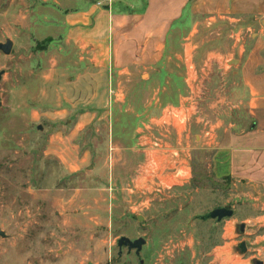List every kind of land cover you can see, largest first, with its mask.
I'll return each instance as SVG.
<instances>
[{
    "label": "rangeland",
    "instance_id": "obj_1",
    "mask_svg": "<svg viewBox=\"0 0 264 264\" xmlns=\"http://www.w3.org/2000/svg\"><path fill=\"white\" fill-rule=\"evenodd\" d=\"M76 1L0 0V43L14 42L11 55L0 52V231L6 234L0 236V264H264V186L219 178L211 164L215 154L200 150L195 139L200 115L226 124L245 115L230 87L239 81L228 71L232 64L213 66L208 55L230 48L224 24L215 28L221 39L203 26L187 59L178 40L179 56L168 53L162 62L136 69L128 103L115 108L126 115L118 119L117 131L111 136L109 130L101 135L93 130L83 141L117 150L107 176L99 177V159L92 163L94 173L72 174L47 156L54 123L43 114L67 110L69 119L87 106L72 111L63 103L64 21L85 4ZM49 75L57 78L48 82ZM186 79L201 83L200 89L190 88L200 95L190 109L198 113L190 125V142L197 148L191 177L184 184L155 183L151 196H144L131 183L143 161L129 150L135 146L132 130L168 107L171 111L181 91L177 83ZM190 89L183 88L185 97ZM174 122L185 129V121ZM223 207L234 209V216L220 223L197 219ZM123 236L147 241L140 256L126 247L120 254L117 240Z\"/></svg>",
    "mask_w": 264,
    "mask_h": 264
},
{
    "label": "crops",
    "instance_id": "obj_2",
    "mask_svg": "<svg viewBox=\"0 0 264 264\" xmlns=\"http://www.w3.org/2000/svg\"><path fill=\"white\" fill-rule=\"evenodd\" d=\"M84 2L81 8L77 5L75 10H70L64 21L67 30L63 36V56L68 63L63 62L67 89L63 103L70 105L72 111L76 105L87 106L69 119L67 110L43 114L54 123L47 156L59 159L72 174L84 170L94 173L96 168L92 163L99 159V177L107 176V168L115 167L118 161L114 153L117 150L109 145L92 147L83 141L93 130L99 135L109 130L111 136L117 131L121 124L118 119H125L126 115L117 113L115 108L128 103L130 81H134L136 69L144 64L160 63L168 53L179 56L178 40H182L179 44L187 59L188 47L195 46L194 40L203 26L221 39V32L215 28L224 24L230 48L213 50L208 55L214 59L213 66L237 61L228 71L239 77V81L230 87L245 115L239 122L229 124L213 123L200 115L194 126L201 131L195 139L201 144L200 150L215 154L211 164L219 178L264 186V0ZM56 78L47 76L48 82ZM200 84L190 79L179 81L177 87L181 91L172 110L168 111V107L133 128L135 146L129 150L143 159L135 166L138 170L131 181L138 193L149 196L155 183L159 187L171 180L184 184L191 177L192 153L197 148L190 142L193 130L190 125L198 113L190 109L195 99L200 98L191 89H200ZM184 87L191 88L186 97ZM226 100L217 102V107ZM50 115L54 117L50 119ZM176 119H181L182 125L185 121L182 132L174 122ZM156 132L162 138L156 140Z\"/></svg>",
    "mask_w": 264,
    "mask_h": 264
},
{
    "label": "water",
    "instance_id": "obj_3",
    "mask_svg": "<svg viewBox=\"0 0 264 264\" xmlns=\"http://www.w3.org/2000/svg\"><path fill=\"white\" fill-rule=\"evenodd\" d=\"M13 48H14V42L11 39H8L5 43H0V52L4 53L7 56L12 54ZM235 63H237V61L232 62V64ZM1 76L2 75L0 74V77ZM39 128L43 129V127L41 126H39ZM234 214H235L234 209L223 207V208L214 209L213 211L209 212L206 215L197 217V219L202 221L215 220L217 223H220L227 218H232ZM240 231L242 234L244 233L245 231L244 225L240 227ZM0 236L6 237V234L3 231H0ZM146 244L147 241L144 238H139L133 241L130 238L123 236L117 240V245L120 249V254L122 253L123 248L126 247L129 253L135 251L136 255L140 256ZM240 249L242 253H245L247 251L246 243H242L240 245ZM259 264H263V263H259Z\"/></svg>",
    "mask_w": 264,
    "mask_h": 264
}]
</instances>
